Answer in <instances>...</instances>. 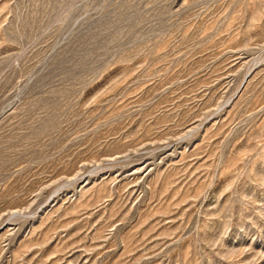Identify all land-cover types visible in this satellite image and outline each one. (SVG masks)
Segmentation results:
<instances>
[{"label": "rangeland", "instance_id": "374dc122", "mask_svg": "<svg viewBox=\"0 0 264 264\" xmlns=\"http://www.w3.org/2000/svg\"><path fill=\"white\" fill-rule=\"evenodd\" d=\"M0 264H264V0H0Z\"/></svg>", "mask_w": 264, "mask_h": 264}]
</instances>
